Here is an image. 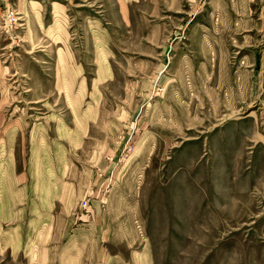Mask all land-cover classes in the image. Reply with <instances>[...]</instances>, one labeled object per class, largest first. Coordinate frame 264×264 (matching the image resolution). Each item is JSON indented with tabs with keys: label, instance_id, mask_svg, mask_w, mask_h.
Here are the masks:
<instances>
[{
	"label": "rangeland",
	"instance_id": "obj_1",
	"mask_svg": "<svg viewBox=\"0 0 264 264\" xmlns=\"http://www.w3.org/2000/svg\"><path fill=\"white\" fill-rule=\"evenodd\" d=\"M121 1L0 0V264L95 208L112 254L264 264V0Z\"/></svg>",
	"mask_w": 264,
	"mask_h": 264
},
{
	"label": "crops",
	"instance_id": "obj_2",
	"mask_svg": "<svg viewBox=\"0 0 264 264\" xmlns=\"http://www.w3.org/2000/svg\"><path fill=\"white\" fill-rule=\"evenodd\" d=\"M126 2L128 0L119 4V14L123 22L131 23L132 0L130 5ZM53 191L55 193L56 189ZM55 194L49 195L53 199V195L57 198ZM55 200L57 199H53ZM71 210L65 209L60 214H64L61 226H52L51 221L49 225L44 226L45 231L38 235L39 240L35 242V264H153L147 252L133 257L132 253L123 257L109 252L113 228L106 210L90 209L86 215ZM49 211L51 212V209ZM80 221L87 223L80 224ZM51 234H54V237H51Z\"/></svg>",
	"mask_w": 264,
	"mask_h": 264
}]
</instances>
